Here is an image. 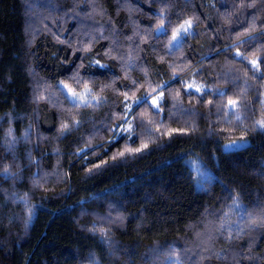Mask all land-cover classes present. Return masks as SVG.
I'll return each mask as SVG.
<instances>
[{"label":"trees","instance_id":"16d2710c","mask_svg":"<svg viewBox=\"0 0 264 264\" xmlns=\"http://www.w3.org/2000/svg\"><path fill=\"white\" fill-rule=\"evenodd\" d=\"M31 3L41 22L28 30ZM162 8L171 26L145 37ZM190 18L195 36L168 55ZM254 20L246 61L264 55V0H0V264H264V78L245 76L235 48L217 54ZM77 73L103 106L76 109L60 93L61 81L84 87ZM188 83L225 95H187ZM164 84L163 111L135 107L129 119L143 127L113 140L123 94L131 103ZM229 98L239 122L225 116ZM236 141L246 144L223 149Z\"/></svg>","mask_w":264,"mask_h":264},{"label":"snow or ice","instance_id":"6c2138e0","mask_svg":"<svg viewBox=\"0 0 264 264\" xmlns=\"http://www.w3.org/2000/svg\"><path fill=\"white\" fill-rule=\"evenodd\" d=\"M163 2H167V0H163ZM249 5H245V7H247ZM156 17L158 20L157 26L155 29H152L151 26H148V30L144 32V36L147 37L149 35H151L153 32L161 35V34H165L168 30V28L171 26V20L168 18L167 16V11L165 9H161V11L159 13H156ZM262 23H264V21H262ZM103 27V26H102ZM193 27V19H188L186 21H184V23H182L179 27H176L171 34V39L168 41V55L172 54L173 50H177L179 48L182 47L183 42L185 37L187 36H195V33H193L191 31ZM256 29V24H255V20L253 21V23L245 30V35L246 38L243 40H239L237 43L235 44H230L228 45L225 49L219 50L217 54H225L227 55L228 53H231L232 50L235 48V54L234 56H230L229 59L240 63L244 66V68L246 69L245 71V76L248 75V73H251L252 76L254 78L260 79V78H264V71H261V66L264 65V55L258 56L255 59H250L246 61V57L244 56V54L241 52V48L245 47L247 45L250 44L251 40L254 39V37L251 36V32L255 31ZM261 35H264V31H262L260 33ZM140 37V30L137 29L136 32L134 33L133 37H129L130 41L135 42V40ZM144 43H147V40L143 41ZM137 47L134 44V47L131 49V51L134 53L137 50ZM113 50L115 49V45L113 46ZM258 51L260 52H264V49H259ZM117 60L120 61L121 63V67L124 69L127 68H134L136 67V65L134 64V62L132 61L131 58L126 59L125 55L123 53H120L119 55H117L116 57ZM96 65H98L100 68H105L107 67V65L105 64H101L100 60H96L94 62ZM249 65H251L249 67ZM196 74H199L198 72ZM259 74V75H257ZM223 78L228 80L229 83L233 82V77L229 74V73H225L223 74ZM76 82L79 83H83L84 87H83V91L82 92H77L75 91L72 87H70V85L68 83H65L63 81H61V85L62 88H59L58 90L61 92V94H64L65 90H67V94L65 96L66 99H68L72 106L76 109H80L82 107H88V108H99L101 106H103L104 103H106V101L99 95H93L92 94V89L90 87V83L89 82H85L79 79V73H77L76 76ZM136 81H132L133 85H136ZM151 87V84L149 85ZM247 81H244V89L242 94H246L247 92ZM167 88V84L161 85L159 86V89L157 88H151V92L152 93H157L155 95H151V99L149 101L148 96H142V97H137L135 98L131 103H128V99H129V94L128 92H125L124 95V112L122 114H119L121 117V123L116 124L113 128L111 129H107L108 131H111L113 133V140H116L117 138H124L125 136H127L129 141L133 140V133L136 131V129L138 127H142L143 125H135L134 123V118L133 119H129L130 116L134 117V113H133V109L135 107H138L140 105H144L145 107V113H148L149 111H151V114L153 116L158 115L160 112L163 111V99H164V91ZM185 94L187 95H193L195 96V94L199 93L201 94V97L203 95H207V94H215L218 96H224L225 92L221 91L219 89H206L204 88L203 85H199V86H195L193 83H188L185 86ZM135 94L133 93V96ZM209 103H211V101H209ZM262 103H264V101H262ZM240 107V102L237 99H232L229 98L227 101V106L225 108V116H230V117H234L235 120L237 122H239L242 118L239 114V109ZM111 118V117H110ZM80 121L79 120H73L71 124L69 123H63L61 125V134H64L68 131H71L73 128H76L79 125ZM162 123V121H161ZM257 126L261 129H264V120H260L257 121ZM176 131H181L186 133V130L184 129H180V130H176V129H172L169 130V132L167 133V135H172L173 132ZM27 135V134H26ZM111 143V141H110ZM237 145L235 142H233L230 145H226V148H236ZM148 148V144L147 143H142L140 147L132 149V148H127L124 151H121L120 153H118L119 157H124L125 154H136V153H140L143 150ZM86 149H81L77 155L78 156H83L86 153ZM117 159L116 156L113 157V160ZM106 163V162H105ZM97 168L100 167V165L96 166ZM4 175L7 177L8 176V171L6 170ZM206 235H208L206 233ZM221 235H223V233H221ZM231 238V237H230ZM210 255L212 253H209ZM219 256V254H216ZM237 255L239 256H243L242 253H238ZM250 255V253H249Z\"/></svg>","mask_w":264,"mask_h":264},{"label":"rangeland","instance_id":"374dc122","mask_svg":"<svg viewBox=\"0 0 264 264\" xmlns=\"http://www.w3.org/2000/svg\"><path fill=\"white\" fill-rule=\"evenodd\" d=\"M32 4V8L31 7H29L28 5H27V10H28V23H27V29L28 30H31L32 29V27H34V25H36L38 22H41V21H39V19H35L34 20V18L35 17H37L36 16V14L38 13L37 12V9H35V6L33 5V3H31ZM33 9H35L34 11H33ZM32 11H33V14H32ZM59 88H62V85L60 84L59 86H58ZM74 89V88H73ZM75 91H77V92H82L83 91V88H79V89H74ZM61 93V92H60ZM66 94H67V90H65V92H64V94H62L64 97L66 96ZM155 94H157V93H153L152 95H155ZM149 98V101H150V99H151V96H149L148 97ZM68 100V99H67ZM69 101V100H68ZM70 102V101H69ZM71 103V102H70ZM176 110V109H175ZM134 112H135V110H134ZM143 127V126H142ZM157 128V132H156V134L158 135V134H165V132H166V128L164 127V126H157L156 127ZM147 130V132H150V130L149 129H146ZM233 142H229V143H225L224 145H223V149L225 150V151H228V150H232V149H236V148H239V147H241V146H243V145H245L246 143L244 142V141H236L235 143H236V145H237V147L236 148H232V149H230V148H226V145H230V144H232ZM190 166H191V168L194 170V172H195V174H196V176L198 177V179L199 180H202L204 177H205V174H202L201 172H200V167H198V164L193 160V161H191L190 162ZM197 184H199L198 182H197Z\"/></svg>","mask_w":264,"mask_h":264}]
</instances>
